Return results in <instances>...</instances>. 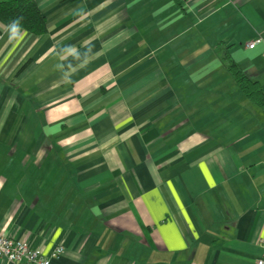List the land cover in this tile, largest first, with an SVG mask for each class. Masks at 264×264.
I'll use <instances>...</instances> for the list:
<instances>
[{
    "label": "crops",
    "instance_id": "0c3cea01",
    "mask_svg": "<svg viewBox=\"0 0 264 264\" xmlns=\"http://www.w3.org/2000/svg\"><path fill=\"white\" fill-rule=\"evenodd\" d=\"M36 2L45 33L0 22V233L50 264L264 258V107L223 58L264 92V0Z\"/></svg>",
    "mask_w": 264,
    "mask_h": 264
},
{
    "label": "trees",
    "instance_id": "16d2710c",
    "mask_svg": "<svg viewBox=\"0 0 264 264\" xmlns=\"http://www.w3.org/2000/svg\"><path fill=\"white\" fill-rule=\"evenodd\" d=\"M14 21L18 22L19 28L35 35L47 31L45 16L36 0H0V22L4 25H11ZM223 58L228 70L245 95L264 107V92L259 83L246 76L228 54Z\"/></svg>",
    "mask_w": 264,
    "mask_h": 264
},
{
    "label": "built area",
    "instance_id": "2783aa9c",
    "mask_svg": "<svg viewBox=\"0 0 264 264\" xmlns=\"http://www.w3.org/2000/svg\"><path fill=\"white\" fill-rule=\"evenodd\" d=\"M259 42L260 40L249 41L246 46L252 48ZM62 252L63 247L58 246L49 256H46L41 249L29 246L24 240L14 239L0 233V257L6 258L15 264H50V259L57 257ZM256 264H264V258L258 259Z\"/></svg>",
    "mask_w": 264,
    "mask_h": 264
},
{
    "label": "clouds",
    "instance_id": "9594fccd",
    "mask_svg": "<svg viewBox=\"0 0 264 264\" xmlns=\"http://www.w3.org/2000/svg\"><path fill=\"white\" fill-rule=\"evenodd\" d=\"M11 31L15 35L18 32V22H12L11 24Z\"/></svg>",
    "mask_w": 264,
    "mask_h": 264
}]
</instances>
